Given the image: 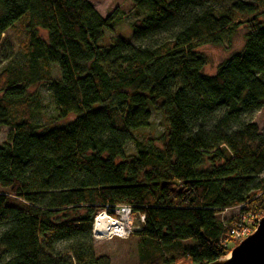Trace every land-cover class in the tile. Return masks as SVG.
<instances>
[{
    "label": "trees",
    "instance_id": "obj_1",
    "mask_svg": "<svg viewBox=\"0 0 264 264\" xmlns=\"http://www.w3.org/2000/svg\"><path fill=\"white\" fill-rule=\"evenodd\" d=\"M128 1L141 15L131 40L102 44L117 10L103 18L88 0H0V38L22 21L28 56L0 72V127L11 129L0 145V264H110L95 256L92 222L117 205L144 217L130 234L138 264H208L230 251L240 216L264 215V135L244 120L264 107V0ZM241 27L243 49L204 75L197 49ZM37 83L54 120L72 122L33 121L27 88ZM151 112L166 124L156 146L135 138Z\"/></svg>",
    "mask_w": 264,
    "mask_h": 264
},
{
    "label": "rangeland",
    "instance_id": "obj_2",
    "mask_svg": "<svg viewBox=\"0 0 264 264\" xmlns=\"http://www.w3.org/2000/svg\"><path fill=\"white\" fill-rule=\"evenodd\" d=\"M93 6L94 10L103 18H106L114 11H118L117 20L112 25L110 30L105 31L102 44H107L109 38L115 35L130 41L132 38V30L130 24L135 20L140 19L141 15L138 13L133 4L128 0H88ZM235 0H223L220 3L222 7H229ZM22 21L8 29L0 38V72L6 68H22L26 65L28 56L22 48L26 34L22 27ZM247 30L241 27L232 39L225 44L219 45H204L197 50L206 57L207 64L203 68L204 75L213 76L218 64L223 62L226 57L233 53H237L243 49L246 40ZM38 36L46 41L47 35L44 31L39 30ZM53 75L59 78V72L55 65H52ZM27 95L30 98L32 105L33 121L41 128H52L57 126H65L75 119L74 115H69L64 120L55 121V111L52 103L50 91L45 83H37L27 88ZM29 101V102H30ZM245 121L252 122L257 125L259 133L264 135V107L251 112L250 115L245 116ZM11 129L7 126L0 127V145L6 140L7 135ZM166 131V124L163 118L154 112H151L150 125L146 129L137 132L135 138L145 144L154 143L159 145V137ZM135 148L133 144L126 146V153L131 154ZM239 213L238 208L232 210L222 211L220 218L225 221L232 218ZM137 214L133 215L132 231L139 228L141 221ZM92 234V231H91ZM92 246L95 256H107L110 264H138V238L130 235L126 239L115 237H107L98 239L93 236ZM228 247L234 248L235 243L228 242ZM185 246H194L192 240L186 241ZM181 264H189V262H181Z\"/></svg>",
    "mask_w": 264,
    "mask_h": 264
},
{
    "label": "built area",
    "instance_id": "obj_3",
    "mask_svg": "<svg viewBox=\"0 0 264 264\" xmlns=\"http://www.w3.org/2000/svg\"><path fill=\"white\" fill-rule=\"evenodd\" d=\"M133 215L132 209L128 205H117L112 208L106 207L94 216L92 234L98 239L107 237L126 239L132 232ZM143 219V216L139 217L141 223ZM258 220L255 216H240L237 223L229 232L232 239L231 242L239 243L251 235L258 225ZM109 224H112L117 231L110 236H106L105 227L109 226Z\"/></svg>",
    "mask_w": 264,
    "mask_h": 264
},
{
    "label": "water",
    "instance_id": "obj_4",
    "mask_svg": "<svg viewBox=\"0 0 264 264\" xmlns=\"http://www.w3.org/2000/svg\"><path fill=\"white\" fill-rule=\"evenodd\" d=\"M208 264H264V215L251 235L235 245L224 257Z\"/></svg>",
    "mask_w": 264,
    "mask_h": 264
},
{
    "label": "bare ground",
    "instance_id": "obj_5",
    "mask_svg": "<svg viewBox=\"0 0 264 264\" xmlns=\"http://www.w3.org/2000/svg\"><path fill=\"white\" fill-rule=\"evenodd\" d=\"M106 230V236H110L112 233L116 232L117 230L112 226V224H109V226L105 227ZM238 244V243H236Z\"/></svg>",
    "mask_w": 264,
    "mask_h": 264
}]
</instances>
